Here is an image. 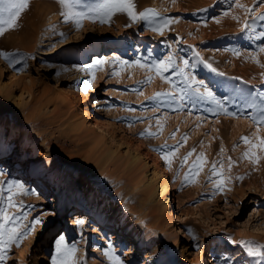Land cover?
Segmentation results:
<instances>
[{
    "label": "rangeland",
    "instance_id": "374dc122",
    "mask_svg": "<svg viewBox=\"0 0 264 264\" xmlns=\"http://www.w3.org/2000/svg\"><path fill=\"white\" fill-rule=\"evenodd\" d=\"M35 2L57 10L27 18ZM69 2L72 11L86 15L66 20L69 9L60 0H29L16 27L0 35V52L16 53L12 63L0 56V110L7 113L0 112V161L18 150L22 159L9 167L11 174L17 164L26 170L37 163L45 174L34 179L48 184L45 200L30 191L24 203L13 199L19 207L8 208L9 215L27 213L20 222L25 226L33 218L41 222L19 247H11L5 264H51L59 235L69 247L76 246L77 264H110L104 255L109 245L123 264H208L204 258L209 259L214 243L229 245L226 256L223 247L215 252L225 264H264V150H253L258 162L246 158L250 145L242 139L259 143L256 137L264 138V125L251 118L264 109V52L259 51L264 38H257L264 21L235 6L224 16L231 0H132L137 14L151 9L158 16L149 19H174L161 34L152 30L154 24L133 21L126 12L101 23L94 10L103 0ZM257 2L240 0L248 8ZM261 14L264 6L255 9L256 16ZM245 20L250 26L242 30ZM20 31L30 39L17 45L12 40ZM104 48L107 62L88 72L91 56L102 55ZM169 56L179 68L185 59L195 65L186 73L204 81L223 107L191 90L182 92L186 85L177 69L164 72L165 80L150 67ZM93 109L111 125L104 136H99ZM27 136L34 146L23 153L19 139ZM177 145L169 164L163 154ZM134 152L140 161L131 165ZM201 154L204 163L190 173ZM155 159L166 166L172 188L167 218L139 187L144 163L149 170ZM213 165L220 176L213 175ZM220 179L224 184L218 189ZM73 209H86L109 226L122 227L125 235L135 236L137 252L125 254L124 244L109 241L106 232L88 222L79 233L78 224L70 222ZM175 228L186 234L176 243L170 235ZM249 249L262 255H249Z\"/></svg>",
    "mask_w": 264,
    "mask_h": 264
},
{
    "label": "snow or ice",
    "instance_id": "6c2138e0",
    "mask_svg": "<svg viewBox=\"0 0 264 264\" xmlns=\"http://www.w3.org/2000/svg\"><path fill=\"white\" fill-rule=\"evenodd\" d=\"M74 2L78 3L79 0H74ZM60 3L68 7V12L64 14L66 20H71L74 17H82L86 14L84 13H78L72 11L71 4L69 0H60ZM29 6V0H0V35H3L6 30L15 28L16 23L21 16V13L25 11ZM238 7L244 10L246 14H250L253 20L259 19L261 21H264V14H261L259 16L255 15V9L260 6H264V0H258L257 3H254V6L252 8H248L245 5L240 3V0H231L229 3V10H225L222 14L224 16H228L230 14L231 7ZM135 5L133 4L132 0H103V3L99 4L97 8L94 10L96 12L97 17L100 18V22L104 23L105 18L111 17L115 12H126L130 19L133 21H136L138 19H144L147 20L150 25H155L152 30L163 33V29L167 27L168 25L172 24L174 22L173 18H158L155 21L152 19H149V15L153 17H157L158 14L155 13L154 10H147L146 12H142L137 14L134 11ZM91 19H96V17H89ZM213 19H215L213 17ZM233 19L239 20L238 17H233ZM219 21L217 20V23ZM206 23V22H205ZM77 25L79 26V20H77ZM248 21H244L243 29L246 30L249 28ZM257 38H264V31L260 32ZM260 52H264V46H261L259 49ZM239 55V53H236ZM195 55L198 57L199 54L195 53ZM0 56H2L5 60H8L9 63L13 62V58L16 57V53L11 52H0ZM254 60H256L255 54H253L252 57ZM107 61L104 60H97L96 64L101 65L103 63H106ZM15 63H19V60H15ZM139 64V62H137ZM256 63H259V60H256ZM183 68H179L175 61L172 59L171 56L168 57L167 61L159 60L155 61L153 65L150 67L154 68L156 73L158 75H162L164 72H167L170 67L177 69L178 74L183 77V83L186 85V88L181 89V91H187L191 90L194 92L197 96H200L203 99L212 100L216 103V105L220 108L223 107L221 102L216 99L215 94L213 91L208 89L207 85L204 84V81L197 80L194 75H191L189 73H186V69L189 67H195V65H190V62L185 59L183 61ZM140 67H145L144 64H139ZM212 72H216V69L211 66V64L206 65ZM261 67H264V65H261ZM220 75H223V73H219ZM162 78L165 80H168V77L163 76ZM151 78L149 77V80ZM88 83H91L89 81ZM200 88H204V92L202 93L200 91ZM85 91H87V85L85 86ZM142 94V93H141ZM157 96L161 95L159 93L156 94ZM155 98V97H154ZM231 115L236 116V113H232ZM251 118L255 123L258 125H264V109L260 110L259 115H252ZM157 124L159 125V120H157ZM157 133L149 132L148 135L154 136ZM141 135H144V133H141ZM174 135V134H173ZM184 142H186L187 137L185 136ZM246 144L250 145V149L248 152H246L244 155L246 158L253 159L255 158V161H259V157L256 156L255 151H253L256 148H260L261 150H264V138H261L259 136L256 137V140L259 141V143H254L252 140H250L247 136L242 138ZM173 146L172 150L166 151L163 154V159L167 161L169 164L171 163L170 157L175 155V151H178V147ZM195 152V149L192 150V152L188 153V156H191ZM187 156L184 158L185 161H187ZM204 163V157L203 154H201L197 161L192 165L190 169V173L192 171H196L199 165H202ZM229 168H231V158H229ZM212 173L214 176H220V173H217L215 165H213ZM198 174V171H197ZM0 175H3L2 172H0ZM185 179H188V176L185 177ZM224 184V180L220 179L216 187L218 189H221ZM13 189H16L17 192H13ZM4 189L0 188V199L4 200L5 206L0 207V264H5L6 261V254L11 250V247L15 245L16 247H19L21 244V241L30 234V231L32 227L36 223H40L36 218H33L31 226H25L22 223H20L23 219H27V213H23L22 215H9L8 214V208L11 207H19L14 203L13 197L17 194H28L31 190L25 189L23 184H21L17 180H9L7 181V191L9 195L5 198L3 197ZM34 194V193H33ZM55 244V254L50 257L51 264H77V261L75 260V253L77 251L76 246L73 244L71 247L68 246L66 243V239L64 235H59L58 238L54 241ZM249 255L252 256H260L262 255L259 251H253L252 249H249ZM104 255L109 258L110 264H123V262L120 260L119 257L115 256L114 250L112 249L111 245L108 246V250L104 252Z\"/></svg>",
    "mask_w": 264,
    "mask_h": 264
},
{
    "label": "bare ground",
    "instance_id": "6f19581e",
    "mask_svg": "<svg viewBox=\"0 0 264 264\" xmlns=\"http://www.w3.org/2000/svg\"><path fill=\"white\" fill-rule=\"evenodd\" d=\"M56 10H57L56 5L43 4V3H36L35 2L31 13H28L29 15H26V16H28L27 18H37L40 15L45 16L47 14H51ZM33 24H34V21H30L29 26L33 27ZM29 36L30 35L28 34V32H26V33L23 32V34L21 32L19 36H17V35L14 36V39L12 41L14 42V44H17V43H23L24 44V41H23L24 38L30 39ZM27 47H29V45H26V47H24V48L28 49ZM107 56H108V52H107L106 48L103 49L102 55H100L99 53L93 54L90 58L91 63L87 67V71L93 72L94 70H97L98 67L101 65H97L96 61L97 60L106 61L105 59L107 58ZM0 67L1 68L3 67V62H1V58H0ZM0 112H1V110H0ZM1 113L7 115V113H5V112H1ZM96 114H97V112L93 109L92 110V116L95 117L96 126H98L99 130L101 131L99 136H104L105 132L110 130L111 125L106 119L98 118L96 116ZM83 119L85 120L86 118L83 117ZM77 122L82 123V121H80L79 118L77 119ZM32 140L33 139H29L28 136L24 139H23V137H21L19 139V142H21L20 145L24 151L23 153H25V150H27L29 147L32 148L34 146V142ZM1 145L5 146L6 143L4 142ZM17 151L18 150H16V152L12 156L6 157L5 159L0 161V172L3 173V175H0V184L3 181L7 183V181H5V179H4V177H6L8 174H11V171H9V169H10L9 167L13 166L14 162L17 161L18 158L22 159V157L17 155ZM28 154H30V150H28ZM138 161H140V156L138 155V152H134V154L131 157L130 164L131 165L135 164ZM16 166L17 167L13 170L9 180H17L21 184H25V187L30 188L31 191L34 193L33 194L34 198L36 196V199L37 198L38 199L44 198V200H45L46 197H44V196L47 194L46 186L48 185V184L45 185V183H47V181L45 183L41 184L34 179L36 177L35 174H38V173L45 174L44 173L45 170L41 167V165H39L37 163H32L28 166V168L26 170L21 169V167L18 166V164ZM140 169H141V167H140ZM144 169H145V171L143 172ZM141 171H142V174L138 180V182L140 184L139 187L144 188V190H145V192L149 198H152L153 200L155 199V205L159 209H161V211L163 212V215H162L163 218H167L165 216V213L166 214L169 213L170 215H172V213H171V207L173 206L172 188H171V185L169 183V178L167 177L166 166H164L158 159H155L153 161V163L151 164V167L149 170H148L147 164L144 163ZM148 171H149V174L146 175V173ZM27 183H28V185H27ZM6 188H7V184L4 187V189L7 191ZM6 191H4V192H6ZM13 192L15 193V192H17V190L13 189ZM8 195H9V193H8ZM15 197L20 199L24 203V194L14 195L13 199ZM69 217H70V222L72 225L78 224V232L79 233L83 232V227H81V225L88 222L91 224V226L100 228V230H103L104 232H106V235H107L109 241H111V242L120 241L122 244H124L125 248H126L125 254L130 255V254H135L137 252V250L135 249V247H136L135 246L136 245L135 244V236L131 235V237H128L127 235H125L122 227L116 228V227L109 226V223L107 222L106 219L95 217V216L91 215L86 209H82V210L73 209L72 214ZM184 231H185L184 229H180V228L179 229L175 228V229L170 231V235H171L174 243H176L177 240H181V239L186 238V234ZM219 247H221V248L223 247V251H224L223 254H225L223 256H226L227 255L226 252L230 250L229 245H220L217 243L212 244L211 252L208 255L209 259H207V256L204 258L205 263L206 262H208V264H217V263H222V262L224 263L223 256H220L219 257L220 259H219L215 255V252L217 251V249ZM211 257H213V258L210 259ZM225 259L230 260V257L229 258L227 257Z\"/></svg>",
    "mask_w": 264,
    "mask_h": 264
}]
</instances>
